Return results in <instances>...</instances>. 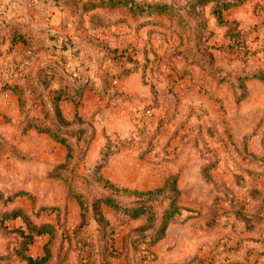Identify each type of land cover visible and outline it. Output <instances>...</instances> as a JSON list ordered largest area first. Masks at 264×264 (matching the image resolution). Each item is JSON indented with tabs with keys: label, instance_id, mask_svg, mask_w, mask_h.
Returning a JSON list of instances; mask_svg holds the SVG:
<instances>
[{
	"label": "rangeland",
	"instance_id": "1",
	"mask_svg": "<svg viewBox=\"0 0 264 264\" xmlns=\"http://www.w3.org/2000/svg\"><path fill=\"white\" fill-rule=\"evenodd\" d=\"M36 1L27 0L25 10L0 1V264H28L14 230L26 224L21 217L2 220L4 211L19 207L29 223L52 224L48 233L30 230L26 253L41 243L40 253L30 255L40 256L48 245L45 264H55L58 238L63 231L82 236L102 198L125 208L149 205L155 232L190 206L188 195L196 205L210 198L209 211L222 208L242 221V237L252 240L249 264H264V0H112L126 2L91 10L100 0H57L68 17L62 26L71 23L93 47L92 63L79 53L78 40L48 33L57 22ZM228 1L235 4L218 21L213 11ZM136 2L168 8L150 13ZM126 13L140 26L152 24L148 54L143 48L140 58L135 47L121 46L134 35L135 23L122 21ZM96 17L105 20L91 28L99 25ZM134 65L152 100L130 108L134 130L128 131L119 115L126 109L115 107L124 97L110 85ZM82 83L102 96L94 110L86 103L83 114L93 112L85 117L78 113L82 97H55L59 90L73 97ZM61 101L74 106L71 117ZM160 144L172 147L157 150Z\"/></svg>",
	"mask_w": 264,
	"mask_h": 264
},
{
	"label": "crops",
	"instance_id": "2",
	"mask_svg": "<svg viewBox=\"0 0 264 264\" xmlns=\"http://www.w3.org/2000/svg\"><path fill=\"white\" fill-rule=\"evenodd\" d=\"M3 1L5 2L4 6H9L10 2L13 1L12 4L16 3L18 6L22 7V10H25L27 0ZM41 2L45 7V12L49 10V20L52 19V21L57 22V28L55 27L56 29H54V31L48 33L64 32L65 35L67 34L71 36L72 39L75 38L78 40L79 45L76 47H78L79 53L81 54L82 52L83 55L85 54V56H87V63H92L93 55H95L93 47L86 43L81 33L75 32L74 29V32L70 30L71 23L67 22V24H65L67 26H62L63 18L68 17H66L64 11L60 10L57 6V0H37L36 4L38 5ZM47 7L48 9L46 10ZM105 9L107 12H111L110 9ZM34 12L33 10L29 11L27 13L28 17L33 15ZM25 17L28 18L27 16ZM36 18L41 20L40 16H36ZM122 21L131 25L130 22L133 21V18L126 13ZM133 22L135 23L133 26L134 30H132L134 35H131L128 40H122L121 46L124 49L127 48V45L132 48L135 47L137 58H140L139 54L142 52V49L145 47L147 48L146 45L149 39H151L150 37H153L152 24L144 27L136 24L137 21ZM147 28L149 30V35L148 37H144L141 30L145 29V32H147ZM48 33L46 32V34ZM1 36L3 37L2 34ZM146 48L144 50H146ZM145 52L148 54L147 50ZM91 63L88 67L90 69V66H92V69H94ZM169 69L168 67L165 71ZM110 86L112 91L122 94V97H124V99L119 98V102L115 107L117 108L116 111L118 109H126V112L124 110L119 111L121 112L119 115L123 118L122 120H124L127 130L130 131L132 130V117L128 115L130 108L135 107L136 104L140 105L143 102L152 100L150 89L143 81L142 71L140 68H137L123 76L118 78L115 77ZM81 97L82 101L78 107V113L85 117L93 112L90 111L83 114V107L86 108V103L88 107L94 110V107L97 106V97L102 96L96 94L94 90L87 88L82 93ZM14 104L17 103L15 102ZM61 106L63 114L67 117H71L73 112L72 108L74 107L72 103L63 101ZM107 113L109 118H111V114L109 112ZM116 113L117 112L114 114L117 115ZM115 115H113L115 120L120 119ZM134 147L136 148L137 146H132V148ZM171 147L172 145L164 147V144H160L157 150ZM15 161L23 163V161ZM222 163L223 161H221V164ZM11 191L12 189H8L6 193H10ZM214 193L215 191L213 194ZM192 198L191 195H188L190 206H184L180 216L170 220L162 237L155 238L152 228H148L145 230L148 236L140 241L134 240L132 237L133 232L136 228L144 226L147 214L140 213L134 218H131L121 211L116 212V210L102 202L99 207L100 214L104 221L103 224H106L107 227H111V245L116 253L113 256H104L102 253L98 252L100 250L98 235L102 227L99 226L96 217L91 214L86 219L83 230L80 231L82 236L78 234L69 235L71 233L66 234L64 232L63 237L60 236L58 238L54 248L55 264H249L248 258L250 255L248 254V247L252 240L249 237H242L240 233V229L243 230L245 228L244 223L236 219L229 211L225 212L226 215L222 214V208L215 209L214 212L209 211L205 203H209L210 198L207 200L206 197V199L203 200L205 202H200L197 205L194 204ZM21 204L25 206L22 201ZM77 216L79 219L80 215ZM81 238L85 239L84 242L93 243V250L86 245H77ZM151 241L152 243H150ZM33 246H35L34 251H32L30 247L29 254H39L41 243L38 247L37 245ZM251 256H253V254H251Z\"/></svg>",
	"mask_w": 264,
	"mask_h": 264
},
{
	"label": "trees",
	"instance_id": "3",
	"mask_svg": "<svg viewBox=\"0 0 264 264\" xmlns=\"http://www.w3.org/2000/svg\"><path fill=\"white\" fill-rule=\"evenodd\" d=\"M125 2L126 1L112 2V0H100L98 3H93L92 2L91 4H89L87 10H91V9H93L95 7H108V6L115 7L117 5H125ZM233 4H235V3L229 2V1L227 3H221L213 11L214 14H215L216 19L218 21L222 20V16H221L222 10L225 9V8H228L229 6H231ZM135 5L140 10H144V9L148 8V10H149L148 12H150V13H163L168 8L167 4L158 3V2H155V3L136 2ZM191 7H196V6L195 5H191ZM93 16H95V15H93ZM94 19H96L95 20L96 24H99V21H104L105 20V18H103V17H99V19H97V17H96ZM91 25H92L91 28L92 27H96V26H101L100 24L99 25L91 24ZM124 52H125V49H124ZM125 58H126L127 61H131V57H130V52L129 51L126 54ZM132 62L135 63V64H138V62H136L135 60H132ZM137 68H139L138 65H134L132 68H130V67L127 68L126 67L123 70V74H120V76H123V75L127 74L130 71L136 70ZM84 89H85V84L82 83V84H79L76 87L75 95H73V97H68V95H66V93L63 90H59L55 97L58 98L60 96H63L64 98H70V99H72L74 101L75 97H81L82 96V93H83ZM60 113L61 112H60V110L58 108V104H56V115L58 117V121L59 122H64L65 120L61 116ZM38 130L47 131V129H44L42 127H40ZM48 132H50V131H48ZM170 184H172V183H170ZM170 188L174 189L175 187H173V185H171ZM102 202L105 205H108V206L112 207L115 210H120L122 213H124L126 215H129L132 218L137 216L140 213L148 212L147 216H148V218H150V221L147 224L145 223L143 227L136 228L134 230V232H133V236L132 237L136 241H140V240L144 239L146 236H148V234L145 233V230L148 229V228H152L154 226V223L152 221V213H153V211H152V208L149 205L145 206V204H143V203H138V204H135V205L128 206V208H125L126 206L125 207H121V206H118L116 203H114V200H113L112 197L102 198ZM96 203L97 202L93 203V208L97 209V204ZM26 214L27 213L24 210H22L21 208L15 207V208H13L11 210L4 211L2 213V216H1L2 218L1 219L4 220V219L16 218V217H21L22 218V223L24 222L26 224L27 229H24L21 226H20L21 228L20 227L19 228H14V230L19 231V234L21 236V241H20L21 252H22V256L21 257H22V259L27 260L28 264H45L46 261L51 257V251L49 250L48 245H47L48 248L44 247L43 254L40 255V256H37V257H31L30 255H28L26 253L27 252V246L31 242V235H32L30 233L31 229L35 230L34 234L46 233V232L48 233L51 230V228H52V224L41 223L39 225H34L32 223H29ZM95 217L98 220L99 226L102 227L101 230H100V233L98 235V237H99L98 239H99V243H100V250L98 252L102 253L104 256H107V255L108 256H113L116 252L112 248V245H111V237H110L111 234H112L111 227L110 226L107 227L106 224H103L104 221L102 220L100 211H99V213H97L95 215ZM164 224H165V221H164ZM164 228H165L164 225L160 226L159 228H155L156 230H155V232H153L154 235H155L154 237L155 238L162 237ZM63 234H64V231H63ZM150 243H152V241ZM83 244L88 246L91 250H93V248H92L93 243L86 242V241L84 242L83 241Z\"/></svg>",
	"mask_w": 264,
	"mask_h": 264
}]
</instances>
